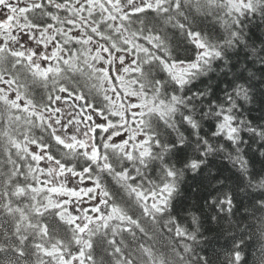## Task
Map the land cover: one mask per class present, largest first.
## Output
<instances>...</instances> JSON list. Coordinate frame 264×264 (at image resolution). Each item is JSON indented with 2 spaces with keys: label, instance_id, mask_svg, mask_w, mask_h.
<instances>
[{
  "label": "snow or ice",
  "instance_id": "6c2138e0",
  "mask_svg": "<svg viewBox=\"0 0 264 264\" xmlns=\"http://www.w3.org/2000/svg\"><path fill=\"white\" fill-rule=\"evenodd\" d=\"M0 264H264V0H0Z\"/></svg>",
  "mask_w": 264,
  "mask_h": 264
},
{
  "label": "trees",
  "instance_id": "16d2710c",
  "mask_svg": "<svg viewBox=\"0 0 264 264\" xmlns=\"http://www.w3.org/2000/svg\"><path fill=\"white\" fill-rule=\"evenodd\" d=\"M51 87V86H49ZM81 87H83V85H81ZM85 92H87V89H84ZM36 94H41V95H45L46 96V92L45 90L40 87L37 86L36 89L34 90ZM253 117L255 118L258 113L253 112L252 113ZM257 167H259V165H257ZM206 183V181H204L203 176L200 177H188V182L185 184L184 186V205L185 206H195L197 204L202 205L203 200H202V196H204L206 193H204V191L201 189V191H193V189L200 184ZM213 230L208 234L210 237H214L216 235H218L215 225H211L210 226ZM219 243H223V238L220 239ZM219 250V249H218ZM222 251V250H221Z\"/></svg>",
  "mask_w": 264,
  "mask_h": 264
}]
</instances>
